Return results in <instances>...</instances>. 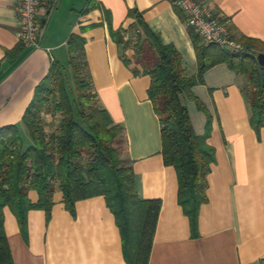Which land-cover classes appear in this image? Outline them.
I'll list each match as a JSON object with an SVG mask.
<instances>
[{"label": "crops", "instance_id": "1", "mask_svg": "<svg viewBox=\"0 0 264 264\" xmlns=\"http://www.w3.org/2000/svg\"><path fill=\"white\" fill-rule=\"evenodd\" d=\"M199 1L236 41L264 40V0ZM18 5L0 0V128L22 119L53 63L68 68L69 38L83 39L92 91L126 129L137 195L161 202L148 264H264V127L250 124L245 78L225 63L215 65L187 98L194 132L207 134L214 150L207 200L193 229L179 202L176 168L164 163L160 121L148 97L151 78L134 74V50L119 42L131 36L134 11L176 48L187 74H196L191 29L173 0H40L38 49L20 42ZM4 219L15 264H131L102 196L78 201L71 214L57 192L49 219L43 210L28 213L25 235L8 208Z\"/></svg>", "mask_w": 264, "mask_h": 264}, {"label": "trees", "instance_id": "2", "mask_svg": "<svg viewBox=\"0 0 264 264\" xmlns=\"http://www.w3.org/2000/svg\"><path fill=\"white\" fill-rule=\"evenodd\" d=\"M130 15L135 19L128 31L131 36L118 39L124 49L134 50L138 66L134 74L151 78L148 97L160 121L164 163L176 168L179 202L195 229L199 208L207 200L214 150L207 134L194 132L187 98L209 68L225 63L245 78L250 124L255 131L263 128L264 67L257 56L264 54V40L240 37L241 49L234 52L204 44L190 28L197 72L189 75L176 48L164 45L140 14L132 11ZM69 39L68 68L53 63L20 124L0 128V264H15L4 209L12 212L25 235L28 213L43 210L49 219L57 192L71 214L78 201L104 197L120 230L125 260L148 264L161 202L138 197L126 129L114 122L92 91L84 40ZM48 116L59 118L48 122Z\"/></svg>", "mask_w": 264, "mask_h": 264}, {"label": "built area", "instance_id": "3", "mask_svg": "<svg viewBox=\"0 0 264 264\" xmlns=\"http://www.w3.org/2000/svg\"><path fill=\"white\" fill-rule=\"evenodd\" d=\"M173 2L185 16L186 26L193 29L204 44H213L234 52L241 49L226 23L208 6L203 5L199 0H173ZM39 5L40 0H19L18 5L19 39L25 47L32 49L40 47L42 28L37 19Z\"/></svg>", "mask_w": 264, "mask_h": 264}, {"label": "water", "instance_id": "4", "mask_svg": "<svg viewBox=\"0 0 264 264\" xmlns=\"http://www.w3.org/2000/svg\"><path fill=\"white\" fill-rule=\"evenodd\" d=\"M257 59H258L259 65L261 67H264V54L263 53L258 54Z\"/></svg>", "mask_w": 264, "mask_h": 264}, {"label": "rangeland", "instance_id": "5", "mask_svg": "<svg viewBox=\"0 0 264 264\" xmlns=\"http://www.w3.org/2000/svg\"><path fill=\"white\" fill-rule=\"evenodd\" d=\"M58 118H59V116H56L54 118H53V116H48V122H54V121L57 122ZM20 122H21V120H19L18 122L14 123V125L15 124L18 125V124H20Z\"/></svg>", "mask_w": 264, "mask_h": 264}]
</instances>
